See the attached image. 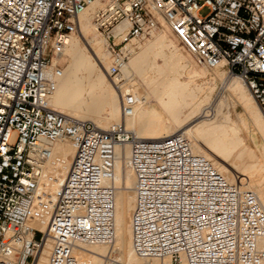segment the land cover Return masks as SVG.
<instances>
[{"label": "built area", "instance_id": "2783aa9c", "mask_svg": "<svg viewBox=\"0 0 264 264\" xmlns=\"http://www.w3.org/2000/svg\"><path fill=\"white\" fill-rule=\"evenodd\" d=\"M95 1L93 21L116 89L139 42L166 27L198 64L238 77L264 116V0H0V264H33L47 239L48 264H95L76 251L115 241V165L127 145L137 256L157 264H264L256 194L230 183L184 133L142 139L121 120L102 128L51 105L63 76L54 52ZM121 112L130 115V103ZM61 139L74 156L49 195L53 209L42 231L32 218L46 193L44 164ZM101 264L112 262L104 256Z\"/></svg>", "mask_w": 264, "mask_h": 264}, {"label": "bare ground", "instance_id": "6f19581e", "mask_svg": "<svg viewBox=\"0 0 264 264\" xmlns=\"http://www.w3.org/2000/svg\"><path fill=\"white\" fill-rule=\"evenodd\" d=\"M98 6L100 2L95 1L79 14L78 34L70 33L66 44L54 52L53 62L65 60L67 65L62 66L63 76L51 105L74 118L91 120L102 128H109L121 120L126 129L142 139H159L182 132L194 152L210 159L238 189L253 191L264 209V116L244 83L238 77L225 79L224 70H213V78L223 79L222 87L228 90V101L239 104L244 110L245 116L237 114V120H232L229 112L222 111L227 101L223 95L208 101L213 87L206 84L208 94L204 83L192 85L195 83L192 77L200 72L192 69L189 75L185 74L187 79H181L180 68L187 64V58L167 31L160 29L153 31L152 39L139 45L138 51L136 49L124 68L127 80L120 90L116 89L107 81L104 72L109 58L103 47L105 40L99 37L101 34L93 21ZM90 32L93 37L89 36ZM122 102L131 106V114L124 119ZM237 122L243 128L249 125L250 140L255 142L256 135L260 136L259 155L247 145ZM118 151L115 241L110 246L90 245L76 251V256L95 264H101L104 256L112 264H157V260L149 263L137 256L132 248L130 223L135 203V179L128 165L129 146L119 147ZM73 156L74 150L67 140L53 143L43 170L46 193L39 199L32 218V225L42 231L47 229L53 209L49 195L62 186ZM50 249L51 241L47 239L36 253L33 264H48Z\"/></svg>", "mask_w": 264, "mask_h": 264}, {"label": "rangeland", "instance_id": "374dc122", "mask_svg": "<svg viewBox=\"0 0 264 264\" xmlns=\"http://www.w3.org/2000/svg\"><path fill=\"white\" fill-rule=\"evenodd\" d=\"M201 14H205V13H207L208 12V8L207 7H204L201 11ZM160 29H163V30H165V32L168 34V36L171 38V39H173L175 42H176V45L178 46V48H179V51L183 54V55H185L186 56V60H187V64L183 67V68H180V70H182V72H181V74H183V75H181L180 77H181V79L183 80V79H187V74L192 70V69H195V70H197L198 72H200V75H197V76H194V77H192V82H195V83H192V85L193 84H202V83H204V84H202L204 87H206V90H207V92H208V94H209V90H208V87H207V85L209 86V87H213L212 89H210L211 91H210V94L208 95L209 96V99H208V101H213V98H214V100L215 99H218L219 98V96H221V95H223L226 99H227V101H226V103H225V105L222 107V111L223 112H229L230 113V115H231V118H232V120H237V114H241V115H243V116H245V114H244V110L242 109V107L239 105V104H237V103H233V102H230V101H228V97H229V95H228V90L226 89V87H221L220 88V84L222 83L223 84V79L222 78H213V75H214V73H213V70H210V69H208V68H205L203 65H200V64H198L197 62H196V60H195V58H194V56L193 55H191L184 47H183V45L181 44V42L179 41V39L175 36V35H173V33H171V31L168 29V28H166V27H161ZM160 29H158V30H160ZM157 30V31H158ZM99 33V32H98ZM75 34H78V29H77V31L75 32ZM100 35V34H99ZM89 36L90 37H93L94 35H93V33H91L90 32V34H89ZM154 36V35H149V36H147V37H145L144 39H142L140 42H139V44H138V46H137V51H138V47H139V45H142L143 43H145V42H147L148 40H150V39H152V37ZM99 37H102V35H100ZM81 42H82V44H85V43H83L84 41H83V39H81ZM103 46V45H102ZM104 47V46H103ZM102 48V47H101ZM136 52V51H135ZM90 54H91V51H90ZM159 58V57H158ZM157 58V59H158ZM159 61H160V58L158 59ZM59 64L61 65V66H63V68H65L66 67V65H67V63H66V61L65 60H60L59 61ZM190 68V69H189ZM104 72H106V71H104ZM106 74V78H107V81L110 83V84H112V86L113 87H115L114 85H113V83L111 82V80L108 78V76H107V73H105ZM186 74V75H185ZM189 75V74H188ZM208 81V82H207ZM206 82V83H205ZM209 82H212L211 84H209ZM207 84V85H206ZM213 84V85H212ZM211 97V98H210ZM210 99H212V100H210ZM207 100H206V102H208ZM237 124L238 125H240V127H241V130H240V133H241V135H243V137H244V139H245V141H246V143H247V145L252 149V150H254L255 151V153L257 154V155H259V149L257 148V144H260V142H261V138H260V136L259 135H256V141L254 142L252 139L250 140V136H249V131H248V129L250 128L249 127V125L247 124V126L248 127H244L243 128V125H241V123L240 122H237ZM246 135H248V136H246ZM240 185V184H239ZM242 185V184H241ZM37 237H39V234L37 233V235H36Z\"/></svg>", "mask_w": 264, "mask_h": 264}]
</instances>
